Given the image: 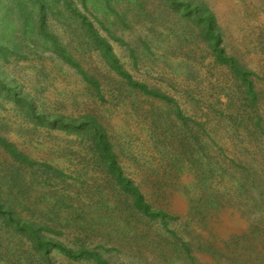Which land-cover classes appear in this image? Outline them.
<instances>
[{"label":"rangeland","instance_id":"374dc122","mask_svg":"<svg viewBox=\"0 0 264 264\" xmlns=\"http://www.w3.org/2000/svg\"><path fill=\"white\" fill-rule=\"evenodd\" d=\"M17 1L0 0V41L16 52L7 62L0 54V69L35 105L31 115L0 81V137L33 163L19 166L24 188L18 193L1 171L19 163L0 145V195L18 194L17 214L36 218L69 248L100 251L109 264H264V0H203L227 54L251 71L252 105L232 70L212 59L194 24L168 0H110L96 10L91 0L86 9L73 0L121 67L158 96L120 78L101 51L78 36L77 23L47 16V32L97 84L84 80L51 51L36 20L37 2ZM88 113L102 123L146 200L170 216L166 225L132 214L116 189L100 204L93 190L104 177L102 159L79 134L51 124L57 114L77 119ZM44 163L55 169L45 174ZM78 190L84 193L75 201L78 211L58 203L53 210L60 195L75 197ZM0 264L97 263L57 247L43 254L0 218Z\"/></svg>","mask_w":264,"mask_h":264},{"label":"trees","instance_id":"16d2710c","mask_svg":"<svg viewBox=\"0 0 264 264\" xmlns=\"http://www.w3.org/2000/svg\"><path fill=\"white\" fill-rule=\"evenodd\" d=\"M34 1L37 2L36 5H38L40 8L38 10V17H36L38 26L39 28H41V30H43L44 33H47L46 35L49 37V40H51V51L59 55L63 61L71 64L74 68L81 72L84 80L94 85L97 84L93 79L82 72L79 64L73 59V57H71V54L67 51L66 46L62 43L58 44L55 40L56 38L51 36V34L47 32V29H45V26L43 24L47 16H49L51 19L54 17L58 19L59 17H62L64 15L63 19L67 18L77 23L79 27H77L75 31H79L78 36H84L85 40H89V43L93 44L98 50H100V53H102V55L105 57L107 64L116 71L120 78H124L125 81H127V84L131 85L134 88L138 87L144 93L150 94V96H158L157 91L149 90L144 83L133 80L131 74L121 67L118 58H116V55L112 53L110 44L104 37L98 34L91 23L92 21H90V19L87 17V13L84 14L73 0ZM91 1L93 9L96 10L99 4H102L104 6V3L110 0ZM168 1H170L175 9H178V11H180L182 15L189 20V22L194 24L199 36L202 39V42L206 45L208 51L212 53V59L220 65L228 66L232 70L235 80H239L237 86H242L245 89L244 93L246 96V101L249 103V105H252V103L256 101L257 95L253 86V80L250 77L251 71L245 68L237 60H235L233 56L227 54L224 46L222 45V32L213 11L210 10V8L203 0ZM16 2L19 3V1L17 0ZM87 3V0H82L84 9L88 8ZM104 18L108 20L107 17ZM32 21H29V23H27V26L31 30L35 27V25L31 23ZM10 25L14 26L11 22L9 26ZM1 34L2 38L7 36L6 32H1ZM7 42L8 41L5 38L0 41V54L6 62L9 60V56H16V52L8 49L9 46ZM18 43L22 44V42ZM2 74L3 71L0 69V81L3 84H6L8 88L17 95L18 99L21 100V103L26 106L29 113L33 115L35 113V105L33 101L29 99V97H27L25 93H21L20 95H18V85L14 83L12 79H9L6 75L4 77ZM166 98L169 99L168 96H166ZM241 100H245L244 97H241ZM176 109L177 113L181 115L178 106H176ZM241 120L247 121L244 119ZM51 124L55 127L59 126L69 133L79 134L82 137V140H86L88 148L91 150L93 155L100 156V158L102 159V163H104L105 165V168L102 171L104 173V177L100 182L97 183L93 190V193L98 194L99 201L103 200L106 192L113 196V193L111 191L116 189L120 191V196L131 204L133 208L132 214H136L135 216H138L139 219H148V221L167 223L166 220L170 218V216L167 215V212L159 207H153L152 204H150L146 200L145 195L140 187L124 172V169L119 161V155L114 152L113 147L110 144L108 135L105 132L104 126L100 121L97 120L96 116L88 113L86 115H83L82 117L73 119L57 114L56 116H53ZM193 139L196 142L198 141V138L196 136H194ZM0 145L11 155L15 163H19L18 166H14V163H10V165L5 170L1 171V178L7 185V187L12 188L13 190L17 189L18 193L19 190L23 192V183H20L23 178L18 172L19 166L21 165V163H24L26 165H32L33 163L27 157H25L23 153L19 152L14 145L7 142L4 138L1 137ZM41 167H44L45 174H47V172H49L50 170L55 169L47 163L41 164ZM59 176H63V174L60 171L56 170L54 172V177L62 181ZM60 184H63V182ZM55 192L57 194V189ZM82 194H84L83 191L78 190V193H74L75 197H70L67 194L60 195V197L57 198L53 210L55 211L56 206L58 207L59 205L60 207L65 209L69 208L70 211L71 209L78 211L77 206L79 204L76 205L75 201H80L82 199ZM17 201L19 202L17 193H14L12 199L10 196L7 197V195H0V218L7 224V226L12 227L13 230L24 232V234L33 244V247L36 250L41 251V253L43 254H47L51 247H57L63 249L68 257L71 258H91L95 259L97 264H109L102 257L100 251L88 250L84 247L78 250L69 248L55 238L48 236L46 234L48 231L42 227L43 223H39L38 221H36V218L22 219L17 214V208L20 207ZM57 203L58 205H56ZM100 204L104 203L100 201ZM56 213L57 212H54V214ZM39 219L45 221L46 216H44L43 219ZM50 233L60 235V233L56 232ZM177 244L181 247L182 251H189V245L187 243L178 241Z\"/></svg>","mask_w":264,"mask_h":264}]
</instances>
